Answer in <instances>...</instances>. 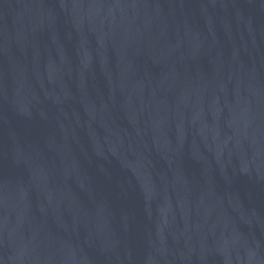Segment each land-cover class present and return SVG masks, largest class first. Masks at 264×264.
<instances>
[{"label": "water", "instance_id": "water-1", "mask_svg": "<svg viewBox=\"0 0 264 264\" xmlns=\"http://www.w3.org/2000/svg\"><path fill=\"white\" fill-rule=\"evenodd\" d=\"M0 264H264V0H0Z\"/></svg>", "mask_w": 264, "mask_h": 264}]
</instances>
